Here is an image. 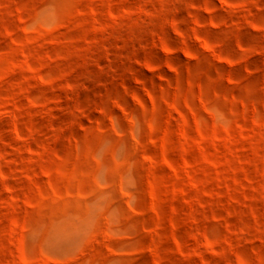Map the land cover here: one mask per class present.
I'll return each instance as SVG.
<instances>
[{
    "label": "rangeland",
    "instance_id": "1",
    "mask_svg": "<svg viewBox=\"0 0 264 264\" xmlns=\"http://www.w3.org/2000/svg\"><path fill=\"white\" fill-rule=\"evenodd\" d=\"M0 264H264V0H0Z\"/></svg>",
    "mask_w": 264,
    "mask_h": 264
}]
</instances>
